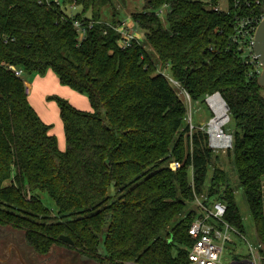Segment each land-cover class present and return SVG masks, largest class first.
Returning a JSON list of instances; mask_svg holds the SVG:
<instances>
[{"label":"trees","instance_id":"16d2710c","mask_svg":"<svg viewBox=\"0 0 264 264\" xmlns=\"http://www.w3.org/2000/svg\"><path fill=\"white\" fill-rule=\"evenodd\" d=\"M112 1L0 0V226L23 230L38 254L65 235L71 249L102 264H187L189 229L200 217L190 205L207 191L243 231L229 176L208 134L191 131L174 81L191 101L218 93L229 107V155L264 254V89L256 64L233 41L237 19L262 16L264 0H228L227 11L219 0H144L132 16L141 40L125 50L113 29L123 23L117 11L102 20ZM10 66L26 75L51 71L88 97L92 112L51 98L65 152ZM173 161L181 164L175 172L167 166ZM51 213L55 223L37 222Z\"/></svg>","mask_w":264,"mask_h":264},{"label":"rangeland","instance_id":"374dc122","mask_svg":"<svg viewBox=\"0 0 264 264\" xmlns=\"http://www.w3.org/2000/svg\"><path fill=\"white\" fill-rule=\"evenodd\" d=\"M197 1H203L208 4L211 2V0ZM218 5L219 9L227 11L228 0H219ZM208 7H211V5H208ZM143 8L144 0H126L125 3H122L118 0H113L112 5H109L102 10V20L104 22L113 21V14H115L114 12L117 11V15L115 17L116 21L131 22V25L134 27L135 22H133L132 16L133 14L141 12ZM77 12H80L79 8H75V10L72 11L73 14ZM67 13L71 14L70 10L67 11ZM160 19L162 25L167 28L168 26L166 22L165 9L161 10ZM136 31L139 35L141 34L138 28H136ZM163 73H165L167 76H170V72L168 69H165ZM23 79L26 82L34 85L33 96L29 98L30 104L33 106L41 120L45 124L51 126L50 134L56 137L58 145L60 147L59 149L62 152H65L66 140L64 136L63 124L60 118L59 108L56 101L51 98L66 100L77 110L92 112L88 97L85 94L76 92L70 87L61 85L57 76L51 71L48 72L45 76H40L37 74H23ZM175 90L187 104V123L190 126L191 131L200 130L207 133L209 123L212 119L215 118L216 114L214 110L207 105L206 97L195 102L189 100V98L180 90V88L175 86ZM222 130L226 135L232 136L231 134L233 128L231 123L229 124L227 122L223 126ZM230 150L231 148L219 150L213 149L216 155V159L218 160L216 165L224 169L225 173L229 176L230 185L235 192L238 209L243 219L244 230L241 231L240 236L236 235L235 233H231L232 243H228L224 246L223 260L229 263L234 260L247 259L253 261L254 259H256L257 262H259L258 258L261 257V255L258 253V251L260 250V241L255 231V223L252 215L250 214L246 198L243 194L242 188L239 185L231 155H229ZM190 175H192V172H190ZM9 185L10 182L5 183V186ZM207 195V191H205L203 196L207 197ZM26 197H29L28 194H26ZM42 202L51 211L56 212V207L48 195L42 196ZM190 208L194 209L198 213L200 211L196 203L190 205ZM51 217V219L39 217L37 219V222L40 225L53 224L56 221L54 218L55 214L51 213ZM13 237L17 241V244H26L25 232L23 230L21 231L19 229L11 227L0 226V264H24V260L22 258L23 256H18V253L15 250L17 245L14 242L15 240L12 239ZM28 249L34 250L30 247ZM37 255L39 256L38 260L40 264H102L80 255L75 250L71 249L69 245H66L64 243L53 245L50 248L48 254L37 253Z\"/></svg>","mask_w":264,"mask_h":264},{"label":"built area","instance_id":"2783aa9c","mask_svg":"<svg viewBox=\"0 0 264 264\" xmlns=\"http://www.w3.org/2000/svg\"><path fill=\"white\" fill-rule=\"evenodd\" d=\"M53 2L56 5L61 4V0H53ZM249 2L250 0H246V3ZM257 3H259L258 0ZM263 19L264 14L258 18L247 17L237 19L235 27L236 35L233 38V41L238 46L239 51L242 52V56L248 60L250 64H256V70L259 72V74H261L262 67L256 60L253 49L255 44V32ZM131 24V22L125 21L121 25L113 28L114 31H116L119 35L118 45L122 50L130 48L134 42L141 40V34L139 35L136 31V24L134 27ZM74 27L79 30L80 40L84 39L86 32L84 29H82L78 21L74 22ZM9 69L15 74L16 77L23 79L22 70H19L13 66H10ZM172 84L176 87H179V85L174 81ZM185 95L190 100L189 95ZM214 96L216 95L206 97V103L210 108L211 106L209 100ZM221 134L226 137V134L223 130ZM208 138V143L212 150L232 148L228 137H226L228 139L227 146L213 145L211 133L208 135ZM180 168L181 165L178 162H171L169 164V169L173 172L179 170ZM195 203L200 210V217L193 222L189 229V235L193 241V244L189 250L187 264H264V254L262 253L261 244L259 246L260 250L258 251V253L261 255V257L258 258L259 262H257L256 259L253 261L247 259L234 260L229 263L224 261V246L228 243H232L231 233H235L236 235L240 236L241 232L225 221L224 217L226 215V206L223 203L219 201H208V198L203 195L196 196Z\"/></svg>","mask_w":264,"mask_h":264},{"label":"water","instance_id":"95a60500","mask_svg":"<svg viewBox=\"0 0 264 264\" xmlns=\"http://www.w3.org/2000/svg\"><path fill=\"white\" fill-rule=\"evenodd\" d=\"M254 41H255L254 49H253L254 56L262 67L261 74L258 78V83H259L260 87H262L264 89V19L260 22V24L258 25V27L256 29ZM215 95H217L222 100L227 111H229V107L227 106V104L224 101V99L222 98V96L218 93ZM227 119L229 120L228 114H227ZM211 121L209 123V126L211 124ZM207 133H208V135H210L209 127H208ZM226 137H228V139L230 140V144L232 146V136L226 135ZM263 205H264V184H263ZM58 240L64 244H66V245L73 246V242L68 236L61 235V236H59Z\"/></svg>","mask_w":264,"mask_h":264},{"label":"bare ground","instance_id":"6f19581e","mask_svg":"<svg viewBox=\"0 0 264 264\" xmlns=\"http://www.w3.org/2000/svg\"><path fill=\"white\" fill-rule=\"evenodd\" d=\"M209 103L216 114L209 127V131L212 135L213 145L227 146L228 139L224 137L223 134H221L223 126L229 121L227 119V109L222 100L217 95L210 99Z\"/></svg>","mask_w":264,"mask_h":264},{"label":"flooded vegetation","instance_id":"af4514ba","mask_svg":"<svg viewBox=\"0 0 264 264\" xmlns=\"http://www.w3.org/2000/svg\"><path fill=\"white\" fill-rule=\"evenodd\" d=\"M12 239L15 240V238L13 237ZM15 244L17 245L15 250L18 253V256H23V260H24V264H40L39 260H38V255L37 252L35 250H29L28 246L24 243V244H17V241H14Z\"/></svg>","mask_w":264,"mask_h":264},{"label":"crops","instance_id":"0c3cea01","mask_svg":"<svg viewBox=\"0 0 264 264\" xmlns=\"http://www.w3.org/2000/svg\"><path fill=\"white\" fill-rule=\"evenodd\" d=\"M25 85H26V87H27V91H28V99L31 97V96H33V92H34V85L33 84H31V83H29V82H26L25 81ZM58 147H59V145H58ZM60 148V147H59Z\"/></svg>","mask_w":264,"mask_h":264}]
</instances>
